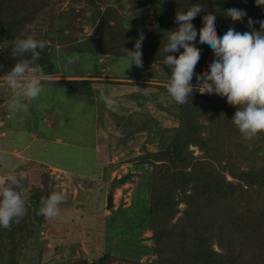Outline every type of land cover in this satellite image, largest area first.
Listing matches in <instances>:
<instances>
[{"label":"rangeland","instance_id":"374dc122","mask_svg":"<svg viewBox=\"0 0 264 264\" xmlns=\"http://www.w3.org/2000/svg\"><path fill=\"white\" fill-rule=\"evenodd\" d=\"M144 3L51 0L18 37L31 36L48 48L55 72L42 82L55 86L44 85L26 113L13 115L8 105L14 95L0 82V180L24 177L22 197L32 190L65 196L58 215L34 228L18 264L91 263L103 254L156 264L147 220L152 166L141 158L158 151L176 127L175 102L166 91L170 70L160 62L128 68L124 58L87 55L104 9L118 11L117 26L143 28L154 24ZM72 80L90 84L74 91L67 84ZM192 85L197 89V80ZM101 90L117 101L113 108L105 107ZM109 195L112 207L106 209ZM183 208L180 203L179 213Z\"/></svg>","mask_w":264,"mask_h":264},{"label":"trees","instance_id":"16d2710c","mask_svg":"<svg viewBox=\"0 0 264 264\" xmlns=\"http://www.w3.org/2000/svg\"><path fill=\"white\" fill-rule=\"evenodd\" d=\"M137 1L145 2L154 24L143 28L117 26L118 11L107 7L101 12L89 39L93 52L85 54L93 60L99 57L123 59V48L132 50L135 41L143 37L142 62H160L162 48L167 42L166 32L177 27L176 12L186 11L193 4L202 8L192 20L197 39L204 15L216 19L218 36L230 27L239 32L259 31L258 21L264 20V8L256 6L255 0ZM50 3L51 0H0L1 74L19 59L11 55L14 40L23 35ZM231 8L243 10L246 16L241 21H231L224 14ZM249 18L254 22L251 28ZM196 47L201 50L196 76L203 77L213 53L200 44ZM48 52L44 47L37 63L45 75H54ZM67 84L77 88L90 82L70 81ZM235 110L226 98L204 95L193 88L185 104L175 103L171 109L176 127L169 140H164L158 151L141 158L152 166L147 220L156 264H264V133L250 140L243 139L230 121ZM190 148H195L200 155L194 156ZM125 179L117 183L123 184ZM47 196L48 193L41 190L21 195L25 215L19 223H11L7 229L0 228V264H18L34 228L43 219V216L41 219L33 217L31 203L38 205ZM180 203L184 208L179 213ZM67 264L145 263L103 254L91 263L81 259Z\"/></svg>","mask_w":264,"mask_h":264},{"label":"clouds","instance_id":"9594fccd","mask_svg":"<svg viewBox=\"0 0 264 264\" xmlns=\"http://www.w3.org/2000/svg\"><path fill=\"white\" fill-rule=\"evenodd\" d=\"M258 7L264 8V0H255ZM202 12L199 4H193L188 10L176 12L174 31L166 32V43L162 48L164 68L170 70L166 91L177 105L187 102L193 91L192 81L197 80L200 93L215 94L226 98V102L236 110L231 123L241 137L246 140L264 133V20L258 21L259 31L239 32L230 27L221 36L217 35V21L211 15L201 17L202 27L197 29L192 20ZM225 16L233 22L241 21L246 13L240 9H227ZM253 20L248 19L251 28ZM143 37L136 40L133 49L123 48L128 68L132 65L142 67L141 43ZM211 50L213 60L203 77L196 76L200 65V48ZM44 43L31 36L17 38L11 49L12 57L19 58L4 75L0 82L13 93L14 98L8 105L13 115L26 113L28 101L36 100L44 91L45 74L37 63ZM183 51H180V50ZM169 53H177L172 55ZM2 68V66H0ZM106 108H113L117 101L104 91L99 93ZM24 177L9 174L0 180V228L7 229L11 223H19L25 215V204L21 198L24 190ZM65 196L62 192H52L43 198L35 209L37 216L56 217L59 205Z\"/></svg>","mask_w":264,"mask_h":264},{"label":"water","instance_id":"95a60500","mask_svg":"<svg viewBox=\"0 0 264 264\" xmlns=\"http://www.w3.org/2000/svg\"><path fill=\"white\" fill-rule=\"evenodd\" d=\"M157 22H158V24H160V19L159 18L157 19ZM31 205L33 207V217L35 219H40L42 216H37L35 214V209L38 207V205L35 202H32ZM110 207H112V196L111 195H109L108 198H107L106 209H109Z\"/></svg>","mask_w":264,"mask_h":264},{"label":"crops","instance_id":"0c3cea01","mask_svg":"<svg viewBox=\"0 0 264 264\" xmlns=\"http://www.w3.org/2000/svg\"><path fill=\"white\" fill-rule=\"evenodd\" d=\"M100 60H102V58L101 57H99L98 59H97V61H100ZM47 76H52V75H45V80L44 81H47V79H46V77ZM48 78V77H47ZM120 79H122V78H120ZM73 81V80H72ZM44 85H51V86H55V84H49V83H45V82H42ZM71 86V88L72 89H74V91L75 90H77V88L75 87V85H70ZM74 86V87H73ZM7 106V105H6Z\"/></svg>","mask_w":264,"mask_h":264}]
</instances>
